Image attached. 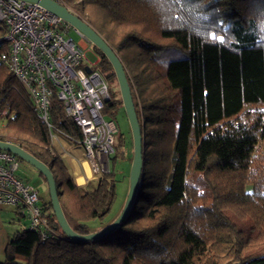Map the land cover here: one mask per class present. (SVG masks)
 I'll list each match as a JSON object with an SVG mask.
<instances>
[{
  "label": "trees",
  "instance_id": "trees-1",
  "mask_svg": "<svg viewBox=\"0 0 264 264\" xmlns=\"http://www.w3.org/2000/svg\"><path fill=\"white\" fill-rule=\"evenodd\" d=\"M59 1L125 68L142 128V182L128 219L89 242L62 232L49 197L42 207L53 237L42 241L26 224L1 264H264V0ZM92 51L110 93L103 115L115 121L124 108L110 88L116 74ZM51 122L81 146L79 127L56 98ZM116 137L109 172L78 186L29 95L0 64V141L49 168L79 235L93 233L88 224L115 203Z\"/></svg>",
  "mask_w": 264,
  "mask_h": 264
},
{
  "label": "built area",
  "instance_id": "built-area-1",
  "mask_svg": "<svg viewBox=\"0 0 264 264\" xmlns=\"http://www.w3.org/2000/svg\"><path fill=\"white\" fill-rule=\"evenodd\" d=\"M62 4L59 0H51ZM0 64L4 65L29 95L36 116L57 134L51 122L52 99L63 105L65 116L82 133V148L95 179L109 170L117 126L103 115L110 100L109 88L94 62L87 58L91 42L38 4L0 0ZM79 39L75 41L71 33ZM90 69V73L86 71ZM20 161L0 150V208L13 207L24 215L28 229L46 241L54 235L45 217L37 189L19 179ZM82 180V181H81ZM79 181V180H78ZM78 186H84L80 178Z\"/></svg>",
  "mask_w": 264,
  "mask_h": 264
},
{
  "label": "water",
  "instance_id": "water-1",
  "mask_svg": "<svg viewBox=\"0 0 264 264\" xmlns=\"http://www.w3.org/2000/svg\"><path fill=\"white\" fill-rule=\"evenodd\" d=\"M21 1L38 4L40 7L45 9L47 12L51 13L53 16L60 18L66 24L71 26L74 30L83 34L94 47L98 48L107 57L116 74L119 90L121 93V98L123 101V107L130 124V129L133 138L134 153H133L132 167L130 171L129 192L123 211L121 215L105 229L95 233H91L89 235L77 234L70 227L63 213L57 194V186L49 168L43 163H41L39 160L31 156L29 153L24 151L18 145H15L10 142L0 141V150L13 154L21 161L35 168L36 171L45 178L49 188V197L52 205V210L62 232L69 239L74 241L89 242L92 240H96L115 231L128 219L131 210L135 205L137 193L139 192L143 177L142 128L138 120V116L131 92V87L127 79V74L121 60L113 51V49L108 45V43L104 40V38L89 23H87L80 16L76 15L71 10H69L65 5L51 0H21ZM86 71L90 73L89 68H86ZM107 172H109V170Z\"/></svg>",
  "mask_w": 264,
  "mask_h": 264
},
{
  "label": "rangeland",
  "instance_id": "rangeland-1",
  "mask_svg": "<svg viewBox=\"0 0 264 264\" xmlns=\"http://www.w3.org/2000/svg\"><path fill=\"white\" fill-rule=\"evenodd\" d=\"M71 37L78 41L79 37L75 32L71 33ZM87 58L94 62L95 54L92 51L88 53ZM110 88L121 97L119 85L116 83L110 84ZM119 93V94H118ZM122 99V98H121ZM105 115V114H104ZM106 117V116H105ZM107 118V117H106ZM109 119V118H108ZM115 123L119 135L116 137L117 159L114 163L116 178H117V197L109 215L103 221H91L88 226L91 232L101 231L111 225L122 213L127 200L130 186V171L133 162V138L130 129V124L124 108L118 113ZM118 133V132H117ZM133 151V152H132ZM126 153V158L122 156ZM115 153L113 154V156ZM19 179L26 183H31L38 191L41 205L49 200V188L47 183L39 177L36 169L25 162L20 163V169L17 173ZM25 220H22L19 215H16L15 209L12 207L0 208V264L5 261L4 249L9 239L16 233L23 230Z\"/></svg>",
  "mask_w": 264,
  "mask_h": 264
},
{
  "label": "crops",
  "instance_id": "crops-1",
  "mask_svg": "<svg viewBox=\"0 0 264 264\" xmlns=\"http://www.w3.org/2000/svg\"><path fill=\"white\" fill-rule=\"evenodd\" d=\"M52 142L56 151L63 157L66 164L68 165L75 181L79 180L78 182H80L81 177L85 181L84 186H86L90 181L95 180L91 165L85 158V153L82 146L73 145L69 140L62 136H57V138L52 140ZM26 224L27 222L25 221V225Z\"/></svg>",
  "mask_w": 264,
  "mask_h": 264
},
{
  "label": "bare ground",
  "instance_id": "bare-ground-1",
  "mask_svg": "<svg viewBox=\"0 0 264 264\" xmlns=\"http://www.w3.org/2000/svg\"><path fill=\"white\" fill-rule=\"evenodd\" d=\"M81 178V177H80Z\"/></svg>",
  "mask_w": 264,
  "mask_h": 264
}]
</instances>
